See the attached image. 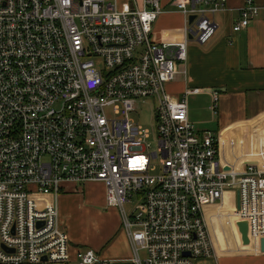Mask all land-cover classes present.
<instances>
[{"label":"built area","instance_id":"2783aa9c","mask_svg":"<svg viewBox=\"0 0 264 264\" xmlns=\"http://www.w3.org/2000/svg\"><path fill=\"white\" fill-rule=\"evenodd\" d=\"M173 2L186 17L185 37L157 43L160 0H129L124 9L109 0H0V264H113L73 248L58 208L67 183L105 186L132 264L215 255L212 229L223 223L228 191L235 222L248 224L249 251L261 250L264 168L225 166L215 134L191 122L187 95L167 90L187 73L190 41L214 35L213 15L227 0ZM263 10L245 0L233 30ZM147 98L153 131L131 117Z\"/></svg>","mask_w":264,"mask_h":264},{"label":"crops","instance_id":"0c3cea01","mask_svg":"<svg viewBox=\"0 0 264 264\" xmlns=\"http://www.w3.org/2000/svg\"><path fill=\"white\" fill-rule=\"evenodd\" d=\"M160 1L163 12L154 24L153 40L157 43L182 41L187 26L185 15L174 5L173 0ZM254 1L264 6V0ZM244 4L245 0H227V10L213 15L218 29L204 43L190 41L185 65L187 73L179 74L169 88L175 97L187 95L191 122L200 127L207 126L215 134L219 142V157L225 166L253 164L264 168V10L248 28L234 31L233 22L239 19L240 8ZM129 5V0H117L120 9ZM183 67L181 64L180 68ZM190 90L192 92L187 93ZM214 93L218 95L215 106ZM192 96L211 100V106L207 103L202 108L211 115L210 119L197 116L194 105L191 107L189 102ZM196 131L203 133L209 130ZM84 186L86 193L87 187L100 188L103 204L107 205L106 190L102 183H88ZM80 192L75 184H66L58 198L59 215L63 214L68 205L70 207L72 199ZM234 198L231 191L225 194L224 204L220 208L223 223L214 221L215 228L212 231L216 243L215 255L200 258L196 264H264L263 251L250 252L253 245L249 247V243L240 242L232 212ZM112 209L114 223L109 233L102 234L101 229L85 225V233L97 232L101 236L90 240L80 234L79 229L76 234L67 232L70 242L73 248L88 247L96 250L113 264H132V248L123 228L121 212L117 207ZM61 223L64 227L62 220Z\"/></svg>","mask_w":264,"mask_h":264},{"label":"rangeland","instance_id":"374dc122","mask_svg":"<svg viewBox=\"0 0 264 264\" xmlns=\"http://www.w3.org/2000/svg\"><path fill=\"white\" fill-rule=\"evenodd\" d=\"M109 1L114 3L117 0H109ZM118 1L125 2L128 0H118ZM167 90L168 92H170L169 86H167ZM189 102L191 107H193L194 105L193 107L195 109L194 111L196 112L199 118H208V119L211 118V115L207 113L206 109L205 110L202 109L203 106L207 105V103H209L211 106L212 105L211 100L208 101V99L204 97L193 98L192 96L189 98ZM153 110H154V101L150 98H147L138 104L137 111L132 112L131 117L140 125L153 131L155 129ZM194 127L196 130L199 129H206L209 131L211 130L207 126L200 127L198 125H194ZM153 143L155 145V141H153ZM84 187L85 186H83L82 190H79L81 191L80 194H77L76 196L74 195L75 197L72 199L70 207H68L69 205L66 207L63 214L60 215L61 216L60 219L62 220L63 225L68 233L76 234L79 233L78 230L80 229L81 231L80 234H83L86 238L92 240V239H97L99 236H101V233L102 234L109 233L112 230L114 223V219H113L114 212L112 207L103 204L100 188L87 187V193H86ZM134 200H136V197H134ZM132 207L133 204L131 203L125 205V208L128 212L131 211ZM237 223L238 222H235L238 229L239 238L242 239V234L239 231V226L237 225ZM85 225H87V227L91 225L96 230L101 229L102 232L101 233L94 232L91 234L85 233L83 231V227ZM83 248L88 249V247H83ZM69 264H79V263L77 260L73 259ZM115 264H119V263H115Z\"/></svg>","mask_w":264,"mask_h":264},{"label":"water","instance_id":"95a60500","mask_svg":"<svg viewBox=\"0 0 264 264\" xmlns=\"http://www.w3.org/2000/svg\"><path fill=\"white\" fill-rule=\"evenodd\" d=\"M195 18L194 15L190 16V21H193ZM237 204H238V195H237ZM237 225L239 226V231L242 234V240L245 244L249 243L248 237V224L247 222H238ZM261 251L264 252V238L261 239Z\"/></svg>","mask_w":264,"mask_h":264}]
</instances>
